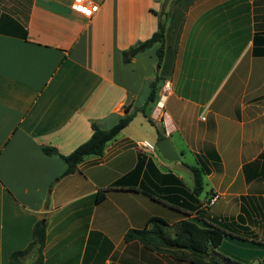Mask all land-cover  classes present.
<instances>
[{
  "label": "crops",
  "instance_id": "obj_1",
  "mask_svg": "<svg viewBox=\"0 0 264 264\" xmlns=\"http://www.w3.org/2000/svg\"><path fill=\"white\" fill-rule=\"evenodd\" d=\"M87 1L94 11L76 10L75 0H0V264L27 247L36 221L46 225L41 264H190L123 241L152 216L220 226L218 252L260 264L264 0H169L159 66L158 43L127 63L122 51L156 30L162 0ZM159 100L164 116L154 113ZM128 113L103 153L71 174L42 151L66 155L92 123L108 129ZM145 121L148 138L136 131ZM164 136L175 161L139 146ZM186 164L202 170L198 196ZM34 259L29 251L19 264Z\"/></svg>",
  "mask_w": 264,
  "mask_h": 264
},
{
  "label": "trees",
  "instance_id": "obj_2",
  "mask_svg": "<svg viewBox=\"0 0 264 264\" xmlns=\"http://www.w3.org/2000/svg\"><path fill=\"white\" fill-rule=\"evenodd\" d=\"M155 14L157 15L156 30L147 39L122 51V60L124 63L129 62L136 53L150 48L154 43H158L155 54L157 57V65L159 66L161 64L164 52L166 12L161 9L155 11ZM158 80L159 77L156 75L150 82V91L146 99V104L155 101ZM140 111H143V108ZM133 116V113L125 114L108 129H101L92 123L90 137L66 155L58 153L55 148L49 146H43L42 151L48 155L59 156L64 161L65 170L61 175L71 174L85 157L101 155L106 143L128 125ZM148 121L151 122L149 119ZM160 136L161 134H159ZM186 165L191 170L193 176L192 193L198 196L203 189L202 170L194 165ZM103 196V191H98L95 200L99 201ZM195 214L198 217H202V210H197ZM45 229V222L36 221L32 228L31 241L24 250L12 252L9 256L10 262L12 264H19L23 255L29 251H34L35 259L32 264H41L42 249L45 242ZM224 231L222 227L216 225L201 226L192 219H181L172 224H167L162 218L152 216L148 218L144 227L128 229L123 235V241H136L143 247L156 253L168 255L178 261H188L190 264H246L216 250V247L222 240ZM259 263L264 264V257L260 259Z\"/></svg>",
  "mask_w": 264,
  "mask_h": 264
},
{
  "label": "built area",
  "instance_id": "obj_3",
  "mask_svg": "<svg viewBox=\"0 0 264 264\" xmlns=\"http://www.w3.org/2000/svg\"><path fill=\"white\" fill-rule=\"evenodd\" d=\"M75 9L80 11V12H87V11L91 12V11H94L96 9V5L91 4L87 0H75ZM167 90H168V85L164 84V86L161 90L160 100L167 93ZM160 100L157 102L156 108L154 110V113H156L155 114L156 116H162V115L164 116V114L160 113V111H159ZM139 146L141 148H143L144 150H147L150 152H152L155 149L154 145L147 140L140 141ZM217 197H218V195L211 196L207 202V205H211L216 200Z\"/></svg>",
  "mask_w": 264,
  "mask_h": 264
},
{
  "label": "water",
  "instance_id": "obj_4",
  "mask_svg": "<svg viewBox=\"0 0 264 264\" xmlns=\"http://www.w3.org/2000/svg\"><path fill=\"white\" fill-rule=\"evenodd\" d=\"M169 0H162L161 1V9H165ZM154 147L158 150L160 156L167 160V161H175L178 159V155L173 149V147L170 144V138L168 136H164L160 139H158L154 143Z\"/></svg>",
  "mask_w": 264,
  "mask_h": 264
},
{
  "label": "rangeland",
  "instance_id": "obj_5",
  "mask_svg": "<svg viewBox=\"0 0 264 264\" xmlns=\"http://www.w3.org/2000/svg\"><path fill=\"white\" fill-rule=\"evenodd\" d=\"M138 118H141V114H138ZM152 130H153V127L148 122H146V121L143 123V125L138 126L137 129H136L137 135L139 136V135H142L143 134L142 137H145V138H148L147 134H150L152 132ZM185 158H186L187 161H189L190 155L189 154L186 155ZM167 230L169 232V229L168 228H167Z\"/></svg>",
  "mask_w": 264,
  "mask_h": 264
}]
</instances>
